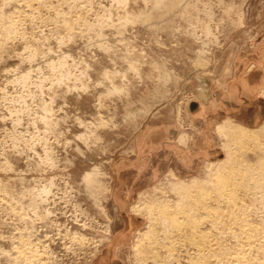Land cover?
<instances>
[{
  "label": "rangeland",
  "instance_id": "rangeland-1",
  "mask_svg": "<svg viewBox=\"0 0 264 264\" xmlns=\"http://www.w3.org/2000/svg\"><path fill=\"white\" fill-rule=\"evenodd\" d=\"M261 161L264 0H0V264H264Z\"/></svg>",
  "mask_w": 264,
  "mask_h": 264
},
{
  "label": "bare ground",
  "instance_id": "bare-ground-1",
  "mask_svg": "<svg viewBox=\"0 0 264 264\" xmlns=\"http://www.w3.org/2000/svg\"><path fill=\"white\" fill-rule=\"evenodd\" d=\"M262 128V127H261ZM261 128H258V129H251V128H249V127H246V126H243V125H240V124H237V125H234L232 122H230V120H225L221 125H219L218 127H217V132L221 135V136H224V137H227V138H231L232 140H235V141H241V142H245V141H252V142H254L255 140H257V139H259V132H257V131H259V129H261ZM259 141V140H258ZM245 144H246V142H245ZM248 144V143H247ZM242 147H244V146H242ZM231 152V151H230ZM229 153V152H228ZM231 153H233V152H231ZM231 153L229 154V157H228V159L226 160V161H223V162H225L226 163V165L228 164V166L230 165H235V163H233V160L231 161ZM253 153V152H252ZM235 154V153H234ZM238 154V153H237ZM241 154V153H240ZM239 154V155H240ZM234 156V155H233ZM235 156H237V155H235ZM233 158V157H232ZM234 159V158H233ZM235 161V160H234ZM262 162L264 163V161H261L260 163L262 164ZM226 165H225V168H226ZM233 165V166H234ZM236 167H238V166H236ZM252 167V166H251ZM234 168V167H233ZM260 168V167H259ZM230 169V168H229ZM232 169V168H231ZM237 169H241V168H236V170ZM243 169V168H242ZM254 169V168H253ZM261 169V168H260ZM249 170V169H248ZM255 170V169H254ZM262 170H263V173H264V164H263V167H262ZM238 171V173H240V171L239 170H237ZM246 171H247V169H246ZM249 171H251V170H249ZM225 172V171H224ZM260 172V171H259ZM241 173H243V172H241ZM244 173H245V171H244ZM262 173V174H263ZM220 174V173H219ZM249 174V173H248ZM252 174V173H251ZM255 174V173H254ZM241 175V174H240ZM244 175V174H243ZM243 175H241L242 176V180H243ZM245 175H246V173H245ZM257 175V174H256ZM264 175V174H263ZM227 176V175H226ZM233 176H235V175H233ZM251 176V175H250ZM249 175H248V177H250ZM229 177V176H228ZM236 177H238V175L236 176ZM235 177V178H236ZM254 177V176H253ZM218 178V177H217ZM220 178V177H219ZM239 179H241V177H238ZM223 179V178H222ZM245 179V178H244ZM251 179V178H250ZM225 181L226 180H229V179H224ZM224 180H222V181H224ZM232 180V179H231ZM234 180V179H233ZM246 180H247V178H246ZM245 180V181H246ZM219 181H221L220 179H219ZM224 181V183H226ZM240 181V180H239ZM218 182V181H217ZM185 183V182H184ZM194 183V182H193ZM202 183V182H201ZM220 183H222V182H220ZM228 183L230 184V182L228 181ZM228 183H226V184H228ZM256 183V182H255ZM195 184V183H194ZM226 184H219L220 185V187H221V185H222V187L224 188L225 186L224 185H226ZM228 184V185H229ZM232 185H233V183H231ZM230 184V185H231ZM227 185V186H228ZM241 185V184H240ZM217 186H218V184H217ZM190 186H188V184L187 185H185V184H180V185H177V187L175 186V188L174 189H176V190H182V191H185L186 189L188 190V188H189ZM196 187V186H195ZM197 187H199L200 188V186L198 185ZM196 187V188H197ZM226 188V187H225ZM235 188V187H234ZM195 191V190H194ZM200 191V190H199ZM202 191H203V188H202ZM162 192V191H161ZM189 192V191H188ZM191 192V191H190ZM200 193V192H199ZM183 194V193H182ZM194 194V193H193ZM221 194V193H220ZM186 196H184V197H187V194H185ZM190 201L192 200V196H194V195H192L191 193H190ZM224 195V194H223ZM231 195V194H230ZM235 196V195H234ZM234 196H232V198H234ZM167 198V197H166ZM237 198V197H236ZM236 198H234L235 200H236ZM188 199V198H187ZM194 199V198H193ZM196 199V198H195ZM206 199V198H205ZM232 200V199H231ZM194 201V203H195V200H193ZM234 201V200H233ZM242 201V200H241ZM237 202V201H236ZM235 202V203H236ZM239 202V201H238ZM237 202V203H238ZM144 203V202H143ZM186 203V202H185ZM188 203V202H187ZM191 203V202H190ZM236 203V204H237ZM150 204V203H149ZM189 204V203H188ZM187 204V205H188ZM193 204V203H192ZM191 204V205H192ZM147 205V204H146ZM145 205V206H146ZM163 205V204H162ZM166 205H168V204H166ZM190 205V206H191ZM234 205V204H233ZM239 205V204H238ZM144 206V205H143ZM147 206H149V205H147ZM157 206V205H156ZM184 206V205H183ZM159 207V206H158ZM172 207V206H171ZM136 208V207H135ZM169 207H163L161 210L163 211H161L160 210V212H162V214L164 215V218H167V219H174V223L173 224H171V225H175V226H177V228H178V230H180L181 231V229H182V231H183V226H182V223L177 219V217H176V219H175V215H173L172 213H170V212H172V211H175V209L174 210H172L171 209V211L169 212V209H168ZM191 208H192V206H191ZM196 208V207H195ZM181 209H182V207H181ZM187 209V208H186ZM185 209V210H186ZM189 210H190V207L188 208ZM188 209H187V211H186V215L187 216H192L193 215V213L191 214V215H189V214H187V213H189L188 212ZM140 210V209H139ZM157 210V209H156ZM155 210V211H156ZM176 210H177V208H176ZM179 211H180V209H178ZM184 210V209H183ZM192 210V209H191ZM138 211V210H137ZM153 211H154V209H153ZM178 211V212H179ZM156 212H158V211H156ZM176 212V211H175ZM177 212V213H178ZM193 212H194V210H193ZM149 213V212H148ZM151 213H153V212H151ZM159 213V212H158ZM199 213V212H198ZM182 215H185V214H182ZM227 217V216H226ZM154 218V217H153ZM158 218V217H157ZM161 218V217H160ZM185 218H186V216H185ZM237 218V217H236ZM166 219V220H167ZM193 219V218H192ZM154 220V219H153ZM169 220V221H170ZM190 220V219H189ZM155 221V220H154ZM159 221V220H158ZM217 221V220H216ZM188 223H190V225L193 227V228H195V224L193 225V224H191V222L189 221ZM182 226V227H181ZM189 226V225H188ZM186 227H187V225H186ZM191 227V228H192ZM219 227V226H218ZM185 229V228H184ZM252 229V228H251ZM175 230V229H174ZM195 232V231H194ZM193 232V233H194ZM143 233V232H142ZM183 233V232H182ZM147 233H145V235H146ZM194 234H197V233H194ZM250 234V233H249ZM144 235V234H143ZM148 235V234H147ZM203 235L204 234H200V238H202L203 237ZM151 236V235H150ZM193 236V235H192ZM202 236V237H201ZM205 236V235H204ZM142 237V236H141ZM140 237V240H138V242H137V244L135 245V250L137 251V252H142V238ZM197 238V239H196ZM196 238L194 239V238H192V239H194V241H197V249H199V251L201 250V247H200V244H199V240H200V238H199V236H198V234L196 235ZM206 238V237H205ZM241 238V237H240ZM148 239V238H147ZM204 239V238H203ZM149 240V239H148ZM187 241H189V240H187ZM194 241H191V242H193L194 243ZM155 242V241H154ZM144 243V242H143ZM196 243V242H195ZM155 244V243H154ZM186 244V243H185ZM184 244V245H185ZM192 244V243H191ZM190 245V244H189ZM196 246V245H195ZM153 247V246H152ZM200 247V248H199ZM152 251H153V249H151ZM155 250V249H154ZM213 250V249H212ZM150 251V250H149ZM154 252V251H153ZM138 254V253H137ZM149 254V253H148ZM140 255V254H139ZM142 255V254H141ZM153 256H156V253L154 252V254H153ZM238 258H240V257H238ZM220 259V258H219ZM236 259V258H235ZM244 259V258H243ZM207 260V259H206ZM239 261H240V259H239ZM239 261H237V259H236V262H239ZM157 262V261H156ZM198 262V261H197ZM240 263V262H239Z\"/></svg>",
  "mask_w": 264,
  "mask_h": 264
},
{
  "label": "crops",
  "instance_id": "crops-1",
  "mask_svg": "<svg viewBox=\"0 0 264 264\" xmlns=\"http://www.w3.org/2000/svg\"><path fill=\"white\" fill-rule=\"evenodd\" d=\"M180 140H183L182 137H180Z\"/></svg>",
  "mask_w": 264,
  "mask_h": 264
}]
</instances>
